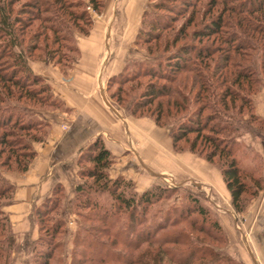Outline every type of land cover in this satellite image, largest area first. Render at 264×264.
Wrapping results in <instances>:
<instances>
[{
	"label": "rangeland",
	"instance_id": "374dc122",
	"mask_svg": "<svg viewBox=\"0 0 264 264\" xmlns=\"http://www.w3.org/2000/svg\"><path fill=\"white\" fill-rule=\"evenodd\" d=\"M3 1L11 2L9 11H12L10 13L12 15V19L14 20L17 34L19 35V44L10 47L12 53H19L21 51L26 57L28 65L32 69L33 73L43 78V80L39 82V87L44 84L50 85L54 96L57 97L54 92L53 84L49 81L50 76H47V74L49 73L51 76L55 74H61V76L59 75L60 81H57L58 84L64 83L68 86L73 82L74 78L72 70L75 64L78 62L81 54L78 42L81 41L82 35H87L82 33V29L89 25L87 23L88 18H77L76 24H78V28H72V30H70L71 32L64 30L63 34L68 36L66 38V42H64V47H61L60 51L64 53L67 58H69V61L72 62L71 68L68 69V67L64 68L65 66L63 67L62 65L58 64L57 58L55 59L51 55L46 54L48 50L57 48V46L53 43L49 44V46L46 48L44 47L46 44L44 39V37H46V33L49 35L50 42L53 39V33L49 29L46 31V28H44V21L40 20L38 17H33L34 15L47 17L51 19V22H49L50 24L56 23L57 25L58 22H55V14L53 11L45 13L44 11L40 10L37 12L34 7V2L37 0ZM75 1L78 2L71 3L72 8H66V10L82 13L81 11L86 9L92 19V26L94 21L97 22L99 20L101 21L106 19L102 13L104 9L101 12L96 11L90 5L89 0ZM226 1H229L227 4L228 7L240 4V2L237 0H220L216 4H212V0H143L141 7V18H143L144 12L148 10V13L145 16L144 28L149 31H154L151 37L155 36V39H151V41L146 44L141 38L138 44L135 42V44L131 45L130 50H127L128 56L135 55V59L131 60L118 73H116V76L113 77L111 81H109L111 77L107 80L105 79V81L102 79V82H100V89L104 90L103 92H107V97H109L117 107L121 106L119 108L124 112L125 115L130 116L132 119H149L153 121L159 129L166 130V133L169 132L172 141L169 128L177 126L183 117L190 115V113L192 116H195V114L202 112V114H199V116L204 120L206 119L207 115H210L214 111L216 105L213 104L216 103L218 97H221L220 93L223 91L229 92V90L231 91L234 89L235 91L239 90L238 86L233 85L231 82L233 80V76L236 74V66L232 63V59L234 58L236 61H240V64H247L250 68V71H254L260 82L255 84L257 86H255L250 98L251 106H243L244 110L242 112V118H244V121L246 119L250 120V116L253 115V117L257 116L263 118L264 120V117L259 114L258 108L259 105L261 106V103L264 106V42L260 34L249 30V28L246 26L245 20H238L239 16L237 17L236 14L230 13L228 10L226 11ZM242 1L249 5L248 0ZM110 3V5L113 6V0H111ZM155 5L159 6L155 7ZM48 6L53 10L58 8L56 7L58 6L57 4L54 6V4L50 3ZM111 10L112 9L110 8V11ZM63 11L65 12V15L63 14L65 20L75 23V20L71 18V16L66 13L65 10H61L62 13H64ZM220 15H223L224 21L228 22L231 27H225L223 28L221 34L209 35L208 37H203V39L199 41V38L195 37V35H197V32L202 30L205 22H208L213 18H217ZM244 15L247 16V14H243L241 17ZM151 21L153 22L152 24ZM232 33L235 35L233 34L232 36ZM117 34L118 36L113 39V41H115L113 45L115 46L113 51L114 54L115 52H119V49H116L120 44H122L120 32L117 31ZM5 36L6 35L0 32V76H4L6 71L11 72L14 66L12 60L8 59V56H5L4 48H6L7 40ZM220 37H223V40H221ZM229 37H231V39L232 37H237V39L243 43L247 41L250 45H253L252 50H244V56L236 53L235 51L237 49L234 50V46H232L231 43L229 44L225 42V38ZM76 46L78 47V53L74 49ZM29 47H34V49L35 47L38 48L33 50V52L30 54V52H28ZM191 47L197 49L198 47L208 49L210 48L211 56L210 58H207L203 61V66H205V80L214 81L215 85L213 87L200 90V84L198 83L196 85L194 74L191 71H185L182 72V74H172L175 75L172 77L175 79L172 84H169V82L164 79L156 77V75L159 76L162 75V73L169 75L168 73L170 69L168 68L171 65L170 63H172L171 61H173L175 58L176 53L179 56L180 49H189ZM229 55H231L232 59L227 61L226 58ZM156 62H161L162 67H157V65H155ZM62 63L64 64L65 62L63 61ZM166 66L168 68H166ZM64 69H68V72L65 73ZM214 74L222 75V78H225L228 84L223 86L222 82L218 81V78H213ZM150 83L164 85L168 84L169 87L173 86L174 89L179 91L183 96H177L181 107L176 108L172 104L174 101L173 99L176 98V96H174V98H171V96H166L161 98L149 97V99L147 97V99L144 98L145 100L141 99L140 95ZM205 83L208 86V83ZM9 85L13 87L14 95L10 93L8 95V99H6L4 94L6 95ZM226 86L230 87V89L226 90ZM32 87L28 85L25 88L31 89ZM0 89V93H2L0 96V124L5 126L0 128V178L5 181H10L14 185L13 197H1L0 206L1 209L10 217L8 208H10L15 202V184L9 179V176L24 175L29 171L32 162L38 154L36 146L47 142L51 134V125L46 114H51L56 111H65L66 108L62 109L49 107L52 106L51 104L42 106L43 104L37 99L34 100L29 99L28 97L19 96L18 88L8 83L5 79L4 81L0 80ZM36 90H38L40 97H43V99L47 101L46 97H44L46 94L39 88H36ZM79 92L84 93L80 90ZM150 99H152V103L145 106L141 115H132L128 113V109H130L133 101L141 100L146 102ZM60 100L62 101V99ZM158 103L163 104L165 114V120H163L165 122L164 125L157 124L154 118L151 116ZM236 104L239 106L241 101L238 99ZM23 108L26 109V111H23ZM168 109H170V112L167 111ZM228 114L235 116L236 118H241L238 115L237 109H231ZM252 119L254 120V118ZM33 121H36L35 127L36 125H39V128L34 130L31 128L32 125L27 126L29 125V122L34 123ZM7 124H9L8 127H6ZM210 125H214V122H210ZM67 126V124H63L62 128L66 129ZM19 127H24V129H19ZM44 132H47L46 138L43 141L34 142L32 137L38 138L44 135ZM9 133H12V136H7ZM5 135L7 137L6 139L15 141L16 143L19 141H22L23 145L24 143H29V147L32 146L31 144H33L32 147L35 150V156L26 172H17L8 167V165L12 166L9 158L13 161V159H15L14 156L22 155L24 150L22 149L21 145H16L14 146L15 150L12 152L11 149H9V147L1 141ZM98 136L102 137L101 135ZM237 137L239 142L246 144V139L253 136L248 134L246 129L241 128L237 134ZM188 138L190 141L194 139L195 133H190ZM150 140H152V138L146 137L144 142L149 144ZM103 141L107 147L105 140ZM171 146L175 153H193L188 150H175L173 147V142H171ZM178 146H184L186 148L188 146L187 140H182L178 143ZM82 148L79 150L78 155L75 158L77 174L71 179L70 183L66 185L60 181L53 183L49 191L42 196L39 204H37L30 212L28 219L31 221L33 230L20 236L16 232L10 217L17 241L20 243H25L27 239L29 240L28 244H25L24 247L15 249L12 252L10 264H34V260L38 257L40 249L45 248L50 250L52 247L53 249H56L55 257L52 259V264H152L150 262L152 260L150 254L155 252L158 247L153 245L149 246L147 243H142L137 239H133L132 236L131 238L126 237L127 229L125 226L128 222V215L126 212H117L118 223L116 225L110 224L111 226H108V224H105L95 216L91 219L90 216L92 211L76 204L77 198L75 195V188L78 183L82 182V178L79 174L80 164H78V159L80 158V152ZM208 150L210 151V148H208ZM111 153L113 155L114 161L109 168V172L114 178L115 175L113 174L115 172V164L119 156H116L112 151ZM194 154L205 159L196 153ZM250 159H252L251 161L254 160L252 157ZM250 159H246V165L251 163ZM142 175H145L144 177L147 183L149 180L152 182H150L148 185L146 183H142L141 179H139L135 173H132V177L125 175L119 176H123L132 180L135 190L138 193L144 192L145 190L157 185L177 189L172 194V197L170 196V198L163 200V203H160L151 209V213H156L159 215V217L161 216L162 212L165 211L167 207H169V205H174L177 211V214L173 213L171 214V217H177L178 213L182 209L185 210L191 206L193 207V204L189 199V193L200 196V203H203L209 209L211 208L212 202H216V198L212 196L207 188L198 185L190 179H185V176H182L180 179H175L174 176L172 177L171 175L163 174L162 176L153 178L149 171L142 172ZM104 196L101 198L104 199L105 203L109 204L110 198L106 194ZM36 212L38 215L34 216L33 214ZM211 213L217 218V215L213 210ZM196 216V214H193L192 218ZM197 218H199V216ZM56 223H60L62 227L55 237H51L50 233L52 232V229ZM181 223L182 224L177 226L179 229L186 225L189 231H191V227L189 224H187V222ZM48 229L49 231H47ZM192 231L194 236L198 235L195 230ZM78 235L85 238L87 241L92 242L93 240H91L90 237L93 236L100 242L105 243L107 245L106 249L109 250L102 248L98 249V251L90 249L86 250V246H83L82 244L80 245L79 242L77 243L76 239L78 238ZM199 235V237H202L200 239L204 240L205 242H212L220 251L227 253L225 250L227 245V236L225 233H223L224 238H222V242H213L210 241L206 236H203V234ZM50 238L53 246H49L47 244L46 239L49 241ZM128 240L130 241L127 242ZM170 247L172 249L181 250L179 246ZM82 252L85 253L84 256L82 255ZM137 259H140L139 261H141V263L138 262ZM164 264L173 263H169L165 259Z\"/></svg>",
	"mask_w": 264,
	"mask_h": 264
},
{
	"label": "trees",
	"instance_id": "16d2710c",
	"mask_svg": "<svg viewBox=\"0 0 264 264\" xmlns=\"http://www.w3.org/2000/svg\"><path fill=\"white\" fill-rule=\"evenodd\" d=\"M105 1L106 0H89V3L93 9L101 12L105 8ZM219 1L220 0H212V4H216ZM237 1L240 2L239 5H232L230 7L227 5L229 1H226V11L228 10L230 13L236 14L237 17L239 16L238 20H245L246 26L249 30L260 34L264 42V0H248L249 5L245 4L242 0ZM73 2L78 1L37 0L34 2V7L37 12L40 10L45 13L53 11L55 14V22H58L57 25L56 23L50 24V18L41 17L40 15H34L33 17H38L40 20L44 21V28H46V31L49 29L53 33V39L50 42L49 35H47L45 31L46 37H44V39L46 44L44 47L46 48L49 44L53 43L57 48L48 50L46 54L51 55L55 59L57 58V63L63 67L65 66L64 68L68 67V69L71 68L72 62L69 61V58L60 51L61 47H64V42H66L68 36L63 34L64 30L71 32L70 30H72V28H78V24H76L77 18H88L87 23L89 25L82 29L83 34H88L92 27V19L86 9H83L81 11L82 13L66 10V8H72L71 3ZM50 3L54 4V6L57 4L58 6L56 7L58 8L55 10L51 9V7L48 6ZM10 6V1L0 0V32L6 35L5 38L7 39L6 48H4L5 56H8V59L12 60L14 66L11 72L6 71L4 76H0V80L4 81L5 79L8 83L18 88L19 96L28 97L29 99L34 100L37 99L43 104L42 106L51 104L52 106L49 107L65 109L64 103L54 96L50 85L44 84L39 87V82L42 81L43 78L33 73L23 53L21 51L19 53H12L10 47L19 44V35L17 34V29L10 13L12 11H9ZM158 6L159 5H155V7ZM61 10H65L66 13L75 20V23L66 21L64 18L65 12L63 11L64 13H62ZM147 13L148 10L144 12L141 21V27L136 38L137 44L141 38L146 44H148L151 39H155V36L151 37L154 31H149L144 28L145 16ZM243 14H247V16L244 15L241 17ZM152 23L153 22L151 21V24ZM225 27H231V25L224 21L223 15H220L217 18L205 22L204 27L197 32L195 37H198L200 41L203 37L221 34ZM233 34L234 33L231 35L233 36ZM220 39L223 40V37H220ZM225 42L229 44L231 43V45L234 46V50L237 49L235 52L243 56L244 50H252L253 46L247 41L243 43L237 39V37H232V39L231 37L225 38ZM37 48L38 47H35V49ZM28 49L30 54L35 50L34 47H29ZM74 49L78 53V47L76 46ZM210 56V48L198 47L197 49L191 47L189 49H180L179 56L176 53L175 58L171 61L172 63H170V67L168 68V65L166 66V68L170 69L168 73L169 75L162 73L164 76L156 75V77L164 79L169 82V84H172V82L175 81V79L172 78L175 75L172 74H182V72L191 71L194 74L196 85L198 83L200 84V90L213 87L215 85L214 81L205 80V66H203V61L210 58ZM231 59V55L226 58L227 61H230ZM63 61L65 62L64 64L62 63ZM239 62L240 61H236L234 58L232 59V63L236 66V74L233 76L231 82L233 85L238 86V91H235V89L230 91V87L226 86V90H229V92L223 91L220 93L221 97H218L216 103L213 104L216 105L214 111L210 115H207L206 119L203 120L200 118L199 114H202V112L195 114V116H192L190 113V115L183 117L177 126L170 127L169 129L175 150H188L196 153L220 169L223 180L231 194V204L236 212L241 213L246 210L248 203L259 195V192L264 188V183L262 176L259 175L262 168V161H256L259 155L248 145L239 142L237 134L242 128L246 129L248 134H251L254 138L257 136L263 137L264 120L257 116L253 117V115L250 116V120L246 119L244 121V118H242L244 107L251 106L250 98L255 86H257L255 84L260 82L254 71H250L247 64H240ZM155 65L159 68L162 67L161 62H156ZM68 69H64V72L67 73ZM115 76L116 75H113L109 81ZM214 77L218 78V81L222 82L223 86L228 84L227 80L222 78V75L214 74L213 78ZM205 82L208 83V86ZM28 85L33 87L31 89H26L25 87ZM36 88L41 89V91L46 94L44 97H46L47 101H45L43 97H40ZM6 92L7 93L6 95L4 94V97L8 99L10 93L14 95L13 87L9 85V89ZM1 95L2 93H0V96ZM141 95V99H147V97L148 99L149 97L161 98L166 96L174 98V96H176L172 103L176 108L181 107L177 96L180 95V97H183L173 86L169 87L168 84L164 85L156 83H150ZM238 99L241 101L239 106L236 104ZM150 103H152V99L146 102L141 100L133 101L130 109H128V113L132 115H141L145 106ZM231 109H237L238 115L241 118H236L235 116L228 114ZM23 111H26V109L23 108ZM167 111L170 112V109ZM151 116L157 124L164 125L165 122L163 120H165V114L163 104L158 103ZM252 118H254V120ZM33 122L34 123L29 122V125L27 126L32 125L31 128L34 130L39 128V125H36L35 127L36 121ZM210 122H214V125H210ZM9 124H7L6 127H8ZM1 127L5 126L0 124V128ZM19 129H24V127H19ZM190 133H195V138L191 141L188 138ZM46 135L47 132H44V135L38 138H32L34 142L43 141L46 138ZM7 136H12V133H9ZM6 138L5 135L1 141L6 144L12 152L15 150L14 146L16 145H21L24 150L22 155L14 156L15 159H13V161L9 158L12 166L8 165V167L17 172H26L35 156V150L32 147L33 144L29 147V143H24L23 145L22 141L16 143L15 141H10ZM182 140H187L188 146L186 148L184 146H178V143ZM208 148H210V151ZM80 153L81 155L78 159V164H80L79 174L82 178V182L78 183L75 188V195L77 198L76 204L80 207L90 209L92 211L90 216L91 219L95 216L105 224H108V226L110 224L116 225L118 223L117 212H126L128 215V222L125 226L127 229L126 237L131 238L132 236L133 239H137L142 243H147L149 246L153 245L158 247L155 252L150 254L152 257L150 262L152 264H164L165 259L173 264H243L229 254L220 251L212 242H205L200 239L202 237H199V234H203V236H206L213 242H222V238H224V231L218 218L211 213V208L209 209L203 203H200V196L189 193V199L191 200L193 207L191 206L185 210L182 209L177 217H171V214H177L174 205H169L159 217L156 213H151V209L154 206L163 203V200L170 198V196L172 197V194L177 189L157 185L144 192L138 193L135 190L132 180L123 176L113 178L109 172V168L114 161L113 155L105 146L104 141L100 136L96 137L86 147L82 148ZM251 157L254 159L253 161H251ZM246 159H250L251 163L246 165ZM13 192L14 185L10 181H5L0 178V198L7 196L12 198ZM105 194L110 198L109 204L105 203L104 199L101 198ZM193 214H196L197 216L192 218ZM33 215L36 216L38 213L36 212ZM198 216L199 218H197ZM181 222H187L191 227V231H189L186 225L179 229L177 226L182 224ZM61 227L62 225L60 223H56L50 236L55 237ZM192 230H195L198 235L194 236ZM47 231H49V229ZM92 237L90 238L93 242L87 241L85 238L80 237V235H78L76 240L80 245L82 244L83 246H86V250L90 249L98 251V249L101 248L109 250L106 249L107 245L105 243ZM46 241L49 246H53L51 238L49 241L46 239ZM28 242V239L25 243L17 241L10 217L0 206V264H10L12 252L15 249L24 247ZM170 246H179L181 250L172 249ZM55 253L56 249H53V247L50 250L45 248L40 249L38 257L34 260V264H52V259L55 257ZM82 255L84 256L85 253L82 252ZM139 260L140 259H137V261L141 263Z\"/></svg>",
	"mask_w": 264,
	"mask_h": 264
},
{
	"label": "crops",
	"instance_id": "0c3cea01",
	"mask_svg": "<svg viewBox=\"0 0 264 264\" xmlns=\"http://www.w3.org/2000/svg\"><path fill=\"white\" fill-rule=\"evenodd\" d=\"M110 1H105L102 12L106 19L94 21L90 32L78 42L81 54L72 70L73 82L60 85L57 81L61 74H47L55 95L62 99L66 109L46 114L51 134L47 142L36 146L38 154L29 171L9 176L15 184V202L8 210L16 232L22 236L33 230L28 219L32 209L53 183H70L77 174L75 158L79 150L101 135L107 147L119 156L115 177H132L135 173L148 185L152 181L147 183L142 172L149 171L153 178L163 174L175 179L185 176L207 188L216 198L211 210L227 236L226 252L244 264H264V188L244 212H236L219 168L194 153H175L169 132L159 129L149 119L125 115L107 97V92L100 89L102 79L112 77L135 59V55L128 56V51L136 42L142 21L143 0H113V6ZM117 31L122 44L114 54L113 39L118 36ZM258 108L264 117L263 104ZM63 124L68 125L66 129L62 128ZM146 137L152 138L149 144L144 142ZM246 145L259 155L256 161H262L259 175L264 183V136L247 138Z\"/></svg>",
	"mask_w": 264,
	"mask_h": 264
}]
</instances>
